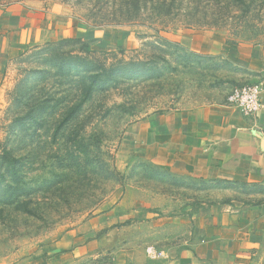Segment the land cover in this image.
Segmentation results:
<instances>
[{"label":"rangeland","instance_id":"obj_1","mask_svg":"<svg viewBox=\"0 0 264 264\" xmlns=\"http://www.w3.org/2000/svg\"><path fill=\"white\" fill-rule=\"evenodd\" d=\"M13 7L56 15L59 33L25 45L0 85V264H155L149 248L184 240L201 203L251 202L245 184L154 164L133 127L248 82L183 40L264 43V0H0V17Z\"/></svg>","mask_w":264,"mask_h":264},{"label":"crops","instance_id":"obj_2","mask_svg":"<svg viewBox=\"0 0 264 264\" xmlns=\"http://www.w3.org/2000/svg\"><path fill=\"white\" fill-rule=\"evenodd\" d=\"M53 16L40 9L13 7L0 17V85L10 60L25 45L49 38L45 31L56 27ZM206 39L194 36L183 42L198 53L221 56L244 68L250 78L242 85L262 83L260 113L243 114L227 102L226 94L216 102L150 115L134 124L133 130L139 132L134 142L141 155L173 173L206 182L245 184L254 189V197L249 203L233 199L201 203L188 215L189 221L181 219L190 224L187 237L162 250L163 258L154 262L264 264V43L240 47L218 35L211 43ZM147 213L158 221L154 210Z\"/></svg>","mask_w":264,"mask_h":264},{"label":"built area","instance_id":"obj_3","mask_svg":"<svg viewBox=\"0 0 264 264\" xmlns=\"http://www.w3.org/2000/svg\"><path fill=\"white\" fill-rule=\"evenodd\" d=\"M262 83H247L236 86L229 92L227 102L247 115L257 116L262 109ZM152 257L164 256L162 251H157L153 247L149 248Z\"/></svg>","mask_w":264,"mask_h":264},{"label":"trees","instance_id":"obj_4","mask_svg":"<svg viewBox=\"0 0 264 264\" xmlns=\"http://www.w3.org/2000/svg\"><path fill=\"white\" fill-rule=\"evenodd\" d=\"M83 51H91V48H90V46H88V44H85V45H83Z\"/></svg>","mask_w":264,"mask_h":264}]
</instances>
